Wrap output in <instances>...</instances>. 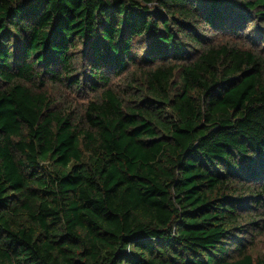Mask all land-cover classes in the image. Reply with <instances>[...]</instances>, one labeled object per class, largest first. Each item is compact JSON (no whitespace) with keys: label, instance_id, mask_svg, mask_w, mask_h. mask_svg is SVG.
<instances>
[{"label":"trees","instance_id":"trees-1","mask_svg":"<svg viewBox=\"0 0 264 264\" xmlns=\"http://www.w3.org/2000/svg\"><path fill=\"white\" fill-rule=\"evenodd\" d=\"M263 231L264 0H0V264H264Z\"/></svg>","mask_w":264,"mask_h":264},{"label":"rangeland","instance_id":"rangeland-1","mask_svg":"<svg viewBox=\"0 0 264 264\" xmlns=\"http://www.w3.org/2000/svg\"><path fill=\"white\" fill-rule=\"evenodd\" d=\"M116 79V78H115ZM117 80H115L116 82ZM65 93V100L66 103H82L84 101L85 96H82L80 94H75L68 90L66 87L62 88ZM91 97V95H89ZM254 242L253 245L250 246V252L253 254L255 258H258L262 255H264V231L259 234Z\"/></svg>","mask_w":264,"mask_h":264}]
</instances>
